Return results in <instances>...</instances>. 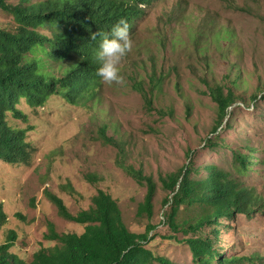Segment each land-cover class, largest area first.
<instances>
[{
	"label": "rangeland",
	"instance_id": "rangeland-1",
	"mask_svg": "<svg viewBox=\"0 0 264 264\" xmlns=\"http://www.w3.org/2000/svg\"><path fill=\"white\" fill-rule=\"evenodd\" d=\"M179 1L184 12L168 25L171 40L163 49L156 36L161 28L158 21L167 20ZM9 2L18 4L19 0ZM145 13L132 51L119 65L126 83H103L101 103L74 106L57 98L45 108L22 105L28 120L19 121V125L32 129L29 139L36 151L31 165L11 167L0 160V201L7 202L11 216L10 224L0 233V246L10 230L16 229L19 241L12 250L31 261L43 245L54 246L45 238L51 224L59 233L75 229L74 222L62 216L47 198L46 190L60 193L77 215L91 207L95 192L104 188L86 181L90 172L98 171L106 179L104 189H111L120 200L127 226L139 232L148 222L146 216L137 215L148 189L145 182L140 184L129 174L128 165L153 177L157 184L153 223L158 227L148 247L176 264L195 262L182 242L184 235L168 239L175 235L162 220L171 207L165 205V199L174 194L164 189L162 179L183 172L192 160L193 167L200 170L193 176H203L201 168L214 164L226 171L230 180L256 189L264 197V0H159ZM0 18L7 23L13 20L3 12ZM190 26L204 29L201 43L191 40L198 29ZM225 30L233 33L231 39ZM154 73L161 86L152 92ZM138 78L145 81L152 105L134 88ZM219 86L232 88L237 103L219 131L212 134L220 113L211 90ZM104 127L116 145L102 136ZM210 139L216 145H210ZM238 153L251 156L253 164L248 170L239 169ZM72 181L84 195L81 203L71 195V188L67 191ZM188 209L182 205L185 219L194 215ZM18 213L26 219L17 217ZM219 228L224 231L219 253L227 258L243 257L245 261L237 264H260L246 257H264V210L253 217L240 216L231 233Z\"/></svg>",
	"mask_w": 264,
	"mask_h": 264
},
{
	"label": "trees",
	"instance_id": "trees-1",
	"mask_svg": "<svg viewBox=\"0 0 264 264\" xmlns=\"http://www.w3.org/2000/svg\"><path fill=\"white\" fill-rule=\"evenodd\" d=\"M158 1L19 0L18 4H13L9 0H0V12L13 17L10 23L0 18V160L11 167L31 165L36 148L29 139L32 129L19 125V121L28 120L23 104L45 108L57 98L74 106L101 103L103 82L96 75L100 40L93 41L92 33H108L120 18H125L130 24L134 41L139 35L137 29L146 15V8ZM180 3H176L167 20L158 21L161 28L158 31L155 29L163 49L168 48L171 40L168 25L176 22L177 19L173 18L184 12ZM210 18L215 19L214 16ZM196 29L198 32L192 35L191 40L198 44L204 29ZM225 32L231 39L233 33L230 30ZM137 80H132L136 82L134 88L152 105L145 81ZM150 82L152 92L161 86V80L155 73ZM211 92L220 113L218 125L212 132L215 134L237 103V96L232 88L224 86ZM101 132L108 143L116 145L115 138L106 134L107 127ZM208 143L216 145L213 139ZM237 155L239 169L248 170L253 164L251 156L244 153ZM128 166L131 169L129 174L138 183L145 182L148 189L137 211L138 216L148 219L143 232L127 226L120 200L104 186L106 179L98 171L90 172L86 181L102 184L106 189L99 187L93 197V205L83 208L77 215L70 211L60 193L46 190L47 198L59 208L62 216L74 222L75 229L59 233L51 224L52 229L45 238L54 246L43 245L31 261L12 250L19 241V233L16 229L10 230L7 241L0 246V264H176L168 257L158 256L148 247L156 237L153 232L158 227L153 223L157 184L152 176L144 175L143 169ZM201 169L203 176H193L200 170L193 167L191 160L183 172L162 179L164 189L174 194L172 198L165 199V205L171 204V207L166 220H162L175 235L168 239L184 235L182 242L190 248L195 264L244 262L243 257L227 258L219 253L218 245L224 232L219 227L231 233L240 216L253 217L259 210H264V197L256 189L242 187L230 180L228 173L217 165L206 164ZM70 188L71 195L81 203L84 195L74 181L67 186V191ZM184 204L190 208L188 210L194 211L191 219L182 217ZM6 207L7 202L0 201V233L11 222ZM16 216L26 219L21 213ZM246 260L253 263L259 260L260 264H264V257L256 254L246 257Z\"/></svg>",
	"mask_w": 264,
	"mask_h": 264
},
{
	"label": "clouds",
	"instance_id": "clouds-1",
	"mask_svg": "<svg viewBox=\"0 0 264 264\" xmlns=\"http://www.w3.org/2000/svg\"><path fill=\"white\" fill-rule=\"evenodd\" d=\"M97 38L100 44L97 52L99 67L96 69V75L108 85L126 83L119 65L133 48L130 24L127 19L120 18L108 33L102 31L92 33L91 39L95 41Z\"/></svg>",
	"mask_w": 264,
	"mask_h": 264
}]
</instances>
